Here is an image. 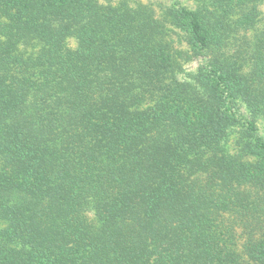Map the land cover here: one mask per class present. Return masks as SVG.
Masks as SVG:
<instances>
[{
  "label": "trees",
  "instance_id": "trees-1",
  "mask_svg": "<svg viewBox=\"0 0 264 264\" xmlns=\"http://www.w3.org/2000/svg\"><path fill=\"white\" fill-rule=\"evenodd\" d=\"M195 1L188 81L146 5L0 0V264H264V0Z\"/></svg>",
  "mask_w": 264,
  "mask_h": 264
},
{
  "label": "rangeland",
  "instance_id": "rangeland-1",
  "mask_svg": "<svg viewBox=\"0 0 264 264\" xmlns=\"http://www.w3.org/2000/svg\"><path fill=\"white\" fill-rule=\"evenodd\" d=\"M101 5L117 4L119 2H125L130 7H137L139 3L148 6L154 16L163 22L167 37L170 44L176 50L178 60L180 62L179 77L188 81L196 80L198 69L205 63L206 57L203 55H196L190 48L189 35L185 30L175 22L171 17V10L173 7L184 6L187 9L194 10L196 8L195 0H98ZM259 22L254 29L247 32V35L252 39V35L258 32L264 24V2L259 4ZM70 46H76L74 37L68 39ZM238 109L241 112V117L251 118V114L245 105L238 102ZM258 133L264 139V116L257 115L254 117ZM226 148L229 153L240 157L243 160H253V155L246 154L241 151V147L247 140V136L244 133L243 122L240 120L236 125L232 126L227 139ZM264 205V204H263Z\"/></svg>",
  "mask_w": 264,
  "mask_h": 264
}]
</instances>
